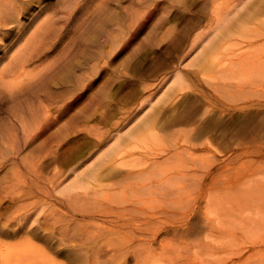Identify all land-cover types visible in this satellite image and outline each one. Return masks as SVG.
<instances>
[{
	"label": "rangeland",
	"instance_id": "374dc122",
	"mask_svg": "<svg viewBox=\"0 0 264 264\" xmlns=\"http://www.w3.org/2000/svg\"><path fill=\"white\" fill-rule=\"evenodd\" d=\"M101 1L82 0L81 3H86L83 7L88 12L89 21L83 22V16L77 13L67 24L70 25L68 34L74 41L70 59L73 58V65L81 63L80 69L76 71L79 78L75 76L71 80L56 81L47 94L42 90L38 99H33V105L36 101L37 106L39 103L52 104L56 115L58 111L64 110L65 119L71 122L65 137L64 133H60L62 125L51 122L47 133L55 136L52 141L45 145V136H41L27 150L33 149L39 155L42 150L48 149L49 157L25 159L13 156L14 150L24 146L21 135L18 136L13 126L17 104L3 98L4 94L0 92V226L9 216V219L14 220L21 204H26L31 209L24 221L27 230L39 232L62 229L65 230L63 234L55 231L59 240L63 238V242H69L75 237L78 245L81 241L78 240L76 225L79 223L77 221L83 220L80 215H76L79 220H73L72 209H64L57 203V198L68 197L76 207L88 208L95 199L103 200L101 195H110L116 203L108 205L105 202V206L112 209L114 214L110 218L116 221L115 214H127L135 206L150 203L165 202L164 207L172 211L167 206L169 198L164 193L179 191L177 185L183 184L184 188L180 189L179 194L187 202L186 193L195 191V180L204 174L206 162L203 158L208 154L210 156V153L199 149L201 140L194 138V128L206 116L203 111L213 109L210 103H206L198 110L201 102L212 96L220 97L227 106L232 102L244 105L258 97L264 99V75L232 70L229 69L230 65L227 70H223V66L231 60L238 61L248 56V53L264 51V13L257 12L264 5V0H109L108 9L96 12L95 7ZM213 5L218 7L220 14L213 15ZM233 11L236 13L228 19L229 25L224 28L227 13ZM201 13H206L207 17L196 28L187 45L180 49L178 40L195 16ZM209 34L216 39L212 50L207 53L208 50L204 52L206 44L203 41ZM197 35L200 36L196 38ZM80 39H84L81 44L85 42L86 45L77 52L75 46ZM92 39H97V42L93 43ZM62 46L60 42L48 60L55 58ZM94 67L98 68V72L92 74ZM79 79H82V84ZM225 113L223 111L220 114ZM103 114H109V117L103 119ZM186 115H189L187 122L171 123L174 116ZM90 129L92 132L97 131L100 137L89 135ZM241 139L237 138L238 141ZM87 142L96 145L88 143L89 149L79 153L81 146ZM113 142L117 143L113 153L117 154L115 166L130 167L146 155L164 160L169 171L147 181L141 179L142 182L130 179L127 183H118V178H101L106 174L104 169L113 164H101L102 160L103 163L105 161L107 148ZM244 146V149L252 148L250 142ZM75 153L78 156L74 158ZM217 158L219 163L226 165L213 175L218 176L226 171L231 173L229 180L232 185L226 192L233 196V200L219 186L208 191L207 195L205 193L195 208L202 215L208 213L215 224L223 229V235L210 238L219 248L214 252H206L195 247L192 249L196 251L192 252L193 256L182 258L178 263L217 264L219 260L233 264L231 261L236 260L237 256L232 252L246 246L243 251L247 255L244 264H264V255L258 253L259 246L256 245L264 233L263 212L259 211L264 207V157L251 152L239 156L228 150L218 154ZM94 164H97L96 174L89 173L88 168ZM193 164L194 167L191 166ZM239 172L241 176L234 177ZM181 175L186 176V180H182ZM193 175L195 177L192 178ZM74 177L76 181L72 180ZM68 183L76 186L73 191L63 189ZM111 183L114 185L108 186ZM25 184L27 190L35 192V196L20 201L17 206L12 204L10 195ZM143 184H146V188H139ZM185 202L184 207L179 206L181 209L185 210ZM232 202H239L240 208L238 211L231 209L226 215L223 209H227ZM216 204L221 207L222 215L219 217L217 213L220 211L215 210ZM55 209H60L66 215V219L56 226L54 223L61 215H54ZM237 215L238 220L230 221L233 218L235 220ZM109 219L97 216L93 220L87 219L86 224L90 223L92 229L97 225L103 229H130ZM131 228L134 229V225ZM120 235L103 236L99 242L105 244ZM21 239L0 234V250L19 243ZM29 239L26 245L35 248L34 254H50L58 264L62 261L67 263L62 256L55 254H76L63 245L58 247H65L66 250L58 253L57 248L51 247L54 243L57 246V243L45 240L41 234L30 235ZM90 243L88 246H93L87 254L77 257L72 261L73 264H85L87 261L88 264H101L108 259L109 256L93 253L94 244ZM154 248L156 253L162 252L159 242L154 244ZM162 254H169V250H163ZM129 263L134 264V259Z\"/></svg>",
	"mask_w": 264,
	"mask_h": 264
},
{
	"label": "bare ground",
	"instance_id": "6f19581e",
	"mask_svg": "<svg viewBox=\"0 0 264 264\" xmlns=\"http://www.w3.org/2000/svg\"><path fill=\"white\" fill-rule=\"evenodd\" d=\"M46 1L47 0H35L34 3H29V0H0V92L4 94L3 98H7L11 102L17 104L16 112L13 114V126L18 132V136L21 135V139H23L24 143L22 149L18 148L12 152L13 156L17 158L44 159L45 157H49L48 149L42 150V154L39 155H37L33 149H30L29 152H27V150L32 146L34 141L41 136H45L43 138L45 145H48L47 143L52 141V137L55 136L47 133L51 122L62 125L60 127V133H64V137L67 136V130L71 125V122L65 119L66 112L64 110L58 111L56 115L55 108L52 104L43 105L39 103V106H37L38 103L36 101L33 105V99L35 98L37 100V96H39V92L42 90L47 94L50 87L53 86L56 81H66L75 78V76L78 77L76 71L80 69L81 63L73 65L74 60L73 58L70 59V50L74 41L68 34L70 25L67 26V24L76 17L77 13L80 14L79 16H83V22L85 20L87 22L89 21V15L83 7L86 3H81L82 0H57V2L52 0V4ZM108 5L109 0H102L95 7V11L99 12L104 8L108 9ZM50 8L52 11H50ZM257 12L263 14L264 5H262ZM28 13L30 15L26 18L25 16ZM212 13L213 15L220 14V10L217 6H212ZM235 13L236 12L233 11L227 13V15L225 14L226 19L225 16L223 18V20H226L224 28L228 27V19H231L230 17ZM21 15L24 17H21ZM206 17V13L195 16L192 23L186 29V32L177 42L180 49L187 45L196 28L201 25ZM107 19L108 18L105 20ZM262 35H264V31ZM199 36L200 35H197L196 38ZM196 38L193 39V42H195L194 40ZM66 39L69 41H66ZM215 39L216 37L214 35L212 36V34L205 37L203 41V43L206 44L204 52L208 50L207 53H209L212 50ZM82 40L84 39L77 41L75 51L78 50L77 52H79L82 46L86 45L85 42L81 44ZM92 41L95 43L97 39H92ZM60 42L63 45L60 53L55 58L48 60L52 51L59 46ZM88 44L89 41L87 42V45ZM255 51H257V49H255ZM248 54V56L242 57L238 61L231 60L227 62L225 64L226 66L224 65V68L222 67L223 70H227V66L230 65L229 69H236L243 73L263 76L264 51ZM97 72L98 68L94 67L92 69V74ZM177 74L178 73H176V75ZM79 82L82 84V79H79ZM206 103H210L213 109L203 111L206 116L201 118L200 125L194 128V138L201 140L199 149L210 153V156L209 154L204 156L206 157L203 158V161L206 162L204 174L197 177L195 180V191L193 193H186L188 196L186 197L188 200L187 202H185L179 194L180 189L184 188L183 184L177 185L179 191L175 190L164 193V195L169 198L167 199L169 201V205L167 206H169L172 211H168L166 207H164L165 202H159L158 204L150 203L147 205L135 206L132 212L127 214H115L118 219L116 221L115 218H110L114 213L108 205L112 202L116 203L114 198L110 195H101L100 197H102L103 200L98 201L95 199L93 205L88 208L76 207L68 197L57 198V203L64 209H72L73 220H79V217H76V215H80V219L83 220L81 222L77 221L79 223L76 225L78 228L77 233L80 235H78V240L81 241L78 245L75 242V240H77L75 237H72L69 242H63V238L59 240L55 232L58 231L57 228L47 229L46 231L40 230L39 232L37 230H34V232H32L33 230H27L26 226H24V221L27 219L28 214L31 213V209L28 208V205L21 204L20 209L14 216L15 219L11 220L9 216L5 220L6 222L0 226L1 235H5L11 239L18 237L22 238L19 243L10 244L6 248L0 250V264H58L54 261L52 255L34 254L36 252L35 248L26 245L30 240V235L40 234L45 240L48 241L50 239L49 242L57 243V246H55L54 243L51 247L57 248L56 251L58 253L66 250L65 247H58L60 245L67 246V250L76 252V254H55L56 256H62L67 264H73L72 261H75L77 257H82V254H87L89 248L93 246H88L89 242H91L90 244H94L95 250L93 253L109 256L108 259L101 262V264H130L129 262L132 258L135 261L134 264H180L178 263L180 259L185 257L189 258L191 255H194L192 252L196 251L192 249L195 247H200V251H217L219 245H216L214 239L210 238L223 235V229L215 224L208 213L204 212L202 215L195 207L205 193L207 195L208 191L218 188L219 186H221L220 188L223 190V193H228L225 195H227L231 201L233 200V196H230L229 192H226L232 185H230L231 180H229L231 173H227L226 171L218 176L213 175L217 169H221L226 165L221 164L222 162L219 163V158H217L218 154L232 150L234 153L239 154V156L251 152L264 157V99L258 97L244 105H239V102H232L227 106V103L220 97L212 96V98L206 97L197 109H201ZM212 111L215 112L212 114ZM223 111L226 113L220 114L223 113ZM108 117L109 114L101 115L103 119ZM188 118L189 115L180 117L174 116L171 123L180 124L187 122ZM233 131L235 132L232 134ZM88 133L91 136L100 137L99 133L97 131L92 132V129L88 130ZM62 134H59V136ZM237 138L242 139L238 141ZM245 138H248V140H245ZM246 142H250L252 146L251 150L244 149V144ZM88 143L93 144L91 142L84 143L79 153L89 149L90 145ZM111 144L104 154L105 161L103 163L102 160L101 164L103 166L106 163L113 164H110L104 169L103 172L106 174L100 176L101 178H118L120 179L118 183H127L130 179H143L147 181L158 176H163L164 172L169 171V167L166 168L164 165V160L159 161L156 156L150 158L146 155H143L136 164L130 167L129 165L115 166L114 159L117 154L113 153L117 148V143L113 142ZM232 148H235V150ZM77 156L78 153H75L74 158ZM97 161H99V159H97ZM117 163L118 162H116V164ZM191 166L194 167V164ZM77 170L78 168L75 171ZM88 172L96 174L97 164L88 168ZM240 176V172L234 175L236 178ZM175 177H178V175ZM181 177H183L182 180H186V176L181 175ZM193 177H195V175H193L192 178ZM74 179L75 177L72 180L76 181ZM139 182H142V180ZM72 185V183H68L63 189L69 192L73 191L76 186ZM112 185L114 184H108V186ZM170 185H172V183H170ZM139 188L145 189L146 184H143ZM15 191L16 193H12L10 196L12 199L11 203L16 206L20 201L35 196L34 191L26 189V184L23 188H16ZM210 195L211 192H209V196ZM221 198H223V195ZM161 199H163V197ZM105 202L108 204L107 206H105ZM184 202L186 203L185 210L179 207H184ZM229 204L230 203L227 205ZM216 205L217 207L215 210L220 211V204ZM223 206L226 207V205ZM239 208V202L235 204L232 202L227 209L225 208L223 210H225V214L228 215L231 209L238 211ZM114 211L116 212L117 210ZM259 211L263 212L261 217L263 218L262 223H264V207ZM62 213L60 209H55L53 211L54 215H61L59 219L55 221L54 226L66 219V215ZM96 215L108 217V219L110 218L109 221L115 222L117 225H122V227L125 228L129 227L130 229H103L99 225L92 229L89 226L90 223L86 224V220L96 219ZM220 215H222L221 211L217 213V217ZM179 216L182 217L179 218ZM163 217H168V219H164ZM236 220H238V215L235 217V220L233 218L230 221ZM133 225L134 229L131 228ZM60 230L62 233L59 232ZM60 230L58 231L59 234L65 233V230ZM118 233L121 234L119 237L111 238L105 244H100L99 239H101V237L117 235ZM217 233L219 234L216 235ZM86 236L88 238H86ZM260 236L261 238L258 240L257 244H254L259 246L258 253L264 255V233ZM60 242H62V244ZM157 242L160 243L162 249L161 253H156V249L154 248V244ZM254 246L253 248H255ZM246 248L245 246L237 252H232L237 256L236 260L231 261L233 264L245 263L247 255L243 254V251H245ZM165 249L169 250V254H162ZM155 256H163L166 258L162 259L160 257L161 259H159ZM42 257L45 258L43 259ZM61 264H64V262L62 261ZM85 264H88V261L85 262ZM217 264L226 263L218 260Z\"/></svg>",
	"mask_w": 264,
	"mask_h": 264
},
{
	"label": "snow or ice",
	"instance_id": "6c2138e0",
	"mask_svg": "<svg viewBox=\"0 0 264 264\" xmlns=\"http://www.w3.org/2000/svg\"><path fill=\"white\" fill-rule=\"evenodd\" d=\"M35 2V0H29V3H34Z\"/></svg>",
	"mask_w": 264,
	"mask_h": 264
}]
</instances>
